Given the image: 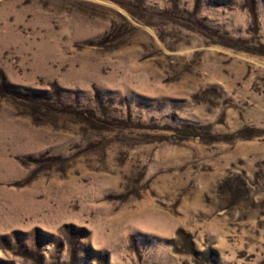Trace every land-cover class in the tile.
<instances>
[{
	"label": "rangeland",
	"instance_id": "374dc122",
	"mask_svg": "<svg viewBox=\"0 0 264 264\" xmlns=\"http://www.w3.org/2000/svg\"><path fill=\"white\" fill-rule=\"evenodd\" d=\"M0 264H264V0H0Z\"/></svg>",
	"mask_w": 264,
	"mask_h": 264
}]
</instances>
